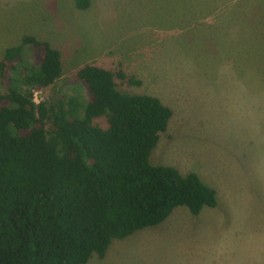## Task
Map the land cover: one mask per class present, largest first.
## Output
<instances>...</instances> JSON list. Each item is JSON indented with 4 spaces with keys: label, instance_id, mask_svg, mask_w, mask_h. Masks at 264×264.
Instances as JSON below:
<instances>
[{
    "label": "rangeland",
    "instance_id": "1",
    "mask_svg": "<svg viewBox=\"0 0 264 264\" xmlns=\"http://www.w3.org/2000/svg\"><path fill=\"white\" fill-rule=\"evenodd\" d=\"M87 1L0 0V57L26 35L58 51L41 100L71 94L87 63L140 80L116 88L172 112L147 163L196 174L216 204L177 207L86 264H264V0Z\"/></svg>",
    "mask_w": 264,
    "mask_h": 264
},
{
    "label": "trees",
    "instance_id": "2",
    "mask_svg": "<svg viewBox=\"0 0 264 264\" xmlns=\"http://www.w3.org/2000/svg\"><path fill=\"white\" fill-rule=\"evenodd\" d=\"M61 73L58 51L29 35L0 57V264H86L177 207L191 216L215 207L196 174L147 163L172 112L116 88L140 80L87 63L68 81L71 94L34 104L32 91Z\"/></svg>",
    "mask_w": 264,
    "mask_h": 264
},
{
    "label": "built area",
    "instance_id": "3",
    "mask_svg": "<svg viewBox=\"0 0 264 264\" xmlns=\"http://www.w3.org/2000/svg\"><path fill=\"white\" fill-rule=\"evenodd\" d=\"M41 101V98H40V91H36V90H33L32 91V102L34 104H37Z\"/></svg>",
    "mask_w": 264,
    "mask_h": 264
}]
</instances>
